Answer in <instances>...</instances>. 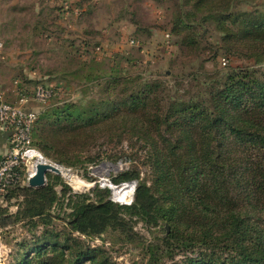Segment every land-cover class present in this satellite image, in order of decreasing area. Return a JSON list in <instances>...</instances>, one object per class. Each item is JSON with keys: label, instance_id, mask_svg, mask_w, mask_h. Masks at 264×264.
Masks as SVG:
<instances>
[{"label": "trees", "instance_id": "trees-1", "mask_svg": "<svg viewBox=\"0 0 264 264\" xmlns=\"http://www.w3.org/2000/svg\"><path fill=\"white\" fill-rule=\"evenodd\" d=\"M200 1L195 8L206 6L209 12L192 15V23L183 4L173 16L179 45L196 48L194 30L209 21L226 51L236 55L234 46L245 47L251 63L195 69L187 75V89L184 80L168 85L111 68L94 77L99 98L41 112L31 139L42 156L83 166L96 157L71 160L65 151L84 144L83 137L135 139L149 148L144 164L151 163V184L135 170L113 177L115 185L136 181L130 204L113 201L111 189L97 185L68 194L70 188L57 175L48 174L46 185L37 189H10L5 201L21 200L14 213L0 209V228L22 222L31 236L19 245L14 264H114L104 249L91 248L73 234L93 238L110 230L135 241L138 221L161 231L143 246L145 264L174 255L182 256L179 264H264V9L215 11L210 8L219 0ZM107 159L115 163L118 158L110 154ZM57 207L64 210L61 218L53 213ZM56 217L64 229L52 226Z\"/></svg>", "mask_w": 264, "mask_h": 264}, {"label": "rangeland", "instance_id": "rangeland-1", "mask_svg": "<svg viewBox=\"0 0 264 264\" xmlns=\"http://www.w3.org/2000/svg\"><path fill=\"white\" fill-rule=\"evenodd\" d=\"M195 1L0 0V90H7L8 98L12 99L20 88L32 90L37 84L59 87L58 95L48 103L29 105L38 116L64 102L99 98L101 88L94 77L109 72L111 68L132 77L139 75L145 80H162L168 85L176 80H184L187 89L190 79L187 75L195 69L212 71L225 70L228 65L248 66L251 62L244 57L247 53L245 47L234 46L238 53H228L216 24L209 21L194 30L198 42L196 48L185 49L179 45L180 39L173 33L172 23L180 4L189 12L190 17L186 19L191 23L194 20L192 15L201 16L202 12H209L205 11L206 6L201 8L202 12L195 8ZM216 3L210 9L229 12L264 9V0H219ZM199 4H207V0H201ZM84 140L87 141L78 143L73 149L65 148L71 160L74 155L81 160L96 157L94 162H87L83 166L60 164L51 157L42 156L33 145L40 156L63 170L61 175L46 173L45 185L48 174L59 176L70 188L68 194L90 192L96 185L116 188L131 185L132 182L134 187L131 194L122 201L115 197L118 192L111 190L113 201L130 204L136 181L115 185L111 181L113 177L127 170H135L140 179L151 184V163L144 164L145 152L149 148L142 147L139 141L107 139L99 133L81 139ZM110 154L118 158L115 163L108 161ZM131 154L136 156L133 158ZM67 177L74 178L79 185L74 188ZM24 186H27V182L20 187ZM20 200L12 199L9 203L4 198L0 202V209L7 208L9 213H14ZM63 211H58V207L53 209L55 216L59 214L60 218L64 216ZM52 226L57 230L64 229L63 222L57 217ZM41 230L42 227L37 229V235ZM134 231L137 234L135 241H129L110 230L100 237L89 238L77 233L73 236L91 248L104 249L114 264H145L147 256L143 246L155 242L161 231L142 221L134 224ZM30 238L22 222L0 228V264H14L19 245ZM181 259V255H174L173 258L164 256L157 264H179Z\"/></svg>", "mask_w": 264, "mask_h": 264}, {"label": "built area", "instance_id": "built-area-1", "mask_svg": "<svg viewBox=\"0 0 264 264\" xmlns=\"http://www.w3.org/2000/svg\"><path fill=\"white\" fill-rule=\"evenodd\" d=\"M1 50L0 42V53ZM222 64L226 63L223 61ZM58 93L57 86L37 84L32 90L18 89L16 101L9 102L0 90V132L5 134L8 144L7 152L0 157V202L10 189L27 182L37 164L33 154L39 152L33 147L31 139V129L37 114L29 105L46 104ZM40 157L39 161H47Z\"/></svg>", "mask_w": 264, "mask_h": 264}, {"label": "water", "instance_id": "water-1", "mask_svg": "<svg viewBox=\"0 0 264 264\" xmlns=\"http://www.w3.org/2000/svg\"><path fill=\"white\" fill-rule=\"evenodd\" d=\"M48 172H52V173H56L58 175H61L63 173V170L51 162L39 161V162H37V164L35 166V170H34L33 175H31L27 180V186L34 188V189L43 187L45 185V175ZM130 184L132 185V187H134L132 182H130ZM109 188L112 191L116 190L115 187L114 188L109 187Z\"/></svg>", "mask_w": 264, "mask_h": 264}, {"label": "bare ground", "instance_id": "bare-ground-1", "mask_svg": "<svg viewBox=\"0 0 264 264\" xmlns=\"http://www.w3.org/2000/svg\"><path fill=\"white\" fill-rule=\"evenodd\" d=\"M35 160H37V162H39L40 160V155L39 153H34L33 154ZM60 168V167H59ZM70 184L76 188L78 185H79V182H77L74 178H71V177H67ZM116 193L115 194V197L117 198L118 201H122L124 199H126L127 196H129L131 194V191H132V185H128V184H124V185H120L118 187L115 188Z\"/></svg>", "mask_w": 264, "mask_h": 264}, {"label": "crops", "instance_id": "crops-1", "mask_svg": "<svg viewBox=\"0 0 264 264\" xmlns=\"http://www.w3.org/2000/svg\"><path fill=\"white\" fill-rule=\"evenodd\" d=\"M1 91L2 92H4V94H5V99L7 100V101H9V102H15L16 101V95L15 94H13V95H15V97L14 98H12V99H9L8 98V96H9V92L7 91V90H2L1 89ZM11 91H13V90H11ZM14 92V91H13ZM10 95H12V94H10ZM12 95V96H13ZM7 147H8V144H7V141H6V136H5V134L4 133H1L0 132V157L1 156H3L6 152H7Z\"/></svg>", "mask_w": 264, "mask_h": 264}]
</instances>
